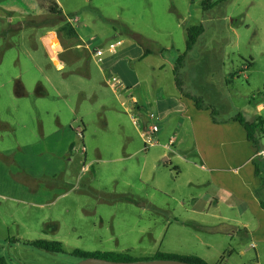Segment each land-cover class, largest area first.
<instances>
[{"label":"rangeland","instance_id":"1","mask_svg":"<svg viewBox=\"0 0 264 264\" xmlns=\"http://www.w3.org/2000/svg\"><path fill=\"white\" fill-rule=\"evenodd\" d=\"M194 1L189 18L174 16L182 0H0V146L8 153L0 165L6 179L0 186H8L0 190V264H77L74 250L140 259L170 252L164 217L127 200L129 185L141 182L126 157L163 151L145 146L143 119L134 124L125 98L102 82L103 63L92 53L103 50L105 60L116 35L127 40L129 30L170 40L167 19L176 25L186 16V26L205 29L182 71L189 90L206 92L204 101L215 108L255 109L252 98L264 93V0H209L208 7ZM55 2L64 16L52 9ZM182 36L176 29V47L164 52L167 84L170 66L186 50ZM49 38L65 51L56 62L45 48ZM149 48L154 82L161 57L155 44ZM237 70L229 93L225 79ZM28 241L61 243L66 253L50 254Z\"/></svg>","mask_w":264,"mask_h":264},{"label":"crops","instance_id":"2","mask_svg":"<svg viewBox=\"0 0 264 264\" xmlns=\"http://www.w3.org/2000/svg\"><path fill=\"white\" fill-rule=\"evenodd\" d=\"M199 2L203 5V0ZM193 6H196L194 0H182L174 16L192 18ZM60 8L55 2L52 9L64 16ZM186 16L176 25L167 19L171 23L166 22L163 29L170 40L161 43L148 34L132 31L158 47L156 52L161 61L153 67V74L158 76L154 82L146 65L154 54L150 50L145 56L144 47L129 34L127 40L116 35L118 40L110 47L119 42L120 46L114 53H107L100 67L102 82L109 85L110 78L118 77L128 88L121 93L112 91L118 100L125 98L122 105L129 115L135 111L138 119H143V129L152 115L164 119L165 130L158 135L156 146L162 149L161 155L133 153L126 157L127 165L139 172L141 182L140 186L129 185L127 200L140 206L144 214L164 217L162 233L164 238L168 237L170 252L167 253L197 256L208 264H264V210L261 205L264 202V160L256 157L257 151L264 148V126L255 134L258 142L255 145L244 127L233 120L243 114L247 121L254 122L258 117L264 121V93L257 99L252 98L249 107L255 106V109L243 112L238 105L223 109L215 105L218 115L214 122L210 111L198 110L191 100L181 95L175 85V64L170 66L172 79L167 84L161 76L166 67L164 52L176 47V29L182 30L181 40L186 47L190 28L186 26ZM231 32L236 34V29L232 28ZM48 40L55 46L54 57L58 59L57 54L61 57L65 51L58 50L54 38ZM82 47L78 44L76 49ZM45 48L51 52L49 44ZM53 60L56 62L55 58ZM143 65L146 68L142 69ZM228 75L225 82L230 93L229 83L236 79L238 70ZM183 81L187 92L208 101L206 92H192L188 88V78ZM168 145H172L173 152L167 149ZM3 154H8L7 149L0 146V165H3ZM164 172L167 173L162 178ZM8 179L10 190H16L13 180ZM5 180V176L0 175V183L4 184ZM7 187L1 185L0 190H7ZM32 188V183L26 185L27 191L32 192ZM17 189L18 192L23 190Z\"/></svg>","mask_w":264,"mask_h":264},{"label":"trees","instance_id":"3","mask_svg":"<svg viewBox=\"0 0 264 264\" xmlns=\"http://www.w3.org/2000/svg\"><path fill=\"white\" fill-rule=\"evenodd\" d=\"M210 4L209 0H206L203 2L204 7H208ZM205 9V8H204ZM61 14V13H60ZM205 33V29L203 25L194 26L187 31V44H186V50L184 53L180 54L175 62L174 67V76H175V85L181 95L191 100L194 103V106L198 110H204V111H210L211 116L214 120V122H217V115L218 111L211 105L207 104L203 98L193 95L185 90V84L182 78V71L185 68L186 58L189 52H191L194 47L196 46L199 38ZM76 35V33H73ZM128 34L130 38H132L135 42L142 45L145 49V56L150 54V41L147 40L145 37L136 34L132 31H128ZM77 37V36H76ZM251 66V63H250ZM264 91V90H263ZM234 121L239 122L244 129L246 130L248 134V138L250 141H252L255 145H258V142L255 139V134L263 129L264 121L260 117L256 119L254 122L247 121L243 115L239 114L233 118ZM73 145L70 146V150H72ZM262 208L264 210V202L261 203ZM26 246L36 248L38 250H42L45 252H48L50 254H63L66 253L61 248V243H54L49 241H34V242H25ZM72 256L75 258L82 260L87 258H99V259H105L108 261H114V262H137V261H145V260H176V261H182L185 263L190 264H208L203 259L197 257V256H183L178 254H171V253H157L153 258H135L130 253L125 252H88V251H82V250H74L71 253Z\"/></svg>","mask_w":264,"mask_h":264},{"label":"built area","instance_id":"4","mask_svg":"<svg viewBox=\"0 0 264 264\" xmlns=\"http://www.w3.org/2000/svg\"><path fill=\"white\" fill-rule=\"evenodd\" d=\"M78 19L75 18L74 22H77ZM70 23H73V20L69 19ZM117 46H120V42L116 45H111V47L107 50L106 53H114ZM94 60L97 61V63H103L105 52L101 49H96L95 52L92 53ZM244 69H247V67H244ZM109 82L112 85V89L116 93L125 92L128 90V88L123 84V82L118 77H112ZM136 109V108H135ZM131 119L134 122V124H137L138 117L135 115V111H132L130 113ZM150 123L147 125V127L144 129V132L142 133L143 142L146 147H155L158 145V135L165 130V124L164 119L159 115H152L150 117ZM167 149L170 152H173L172 145H168ZM256 157L258 159L264 160V148L257 151Z\"/></svg>","mask_w":264,"mask_h":264},{"label":"water","instance_id":"5","mask_svg":"<svg viewBox=\"0 0 264 264\" xmlns=\"http://www.w3.org/2000/svg\"><path fill=\"white\" fill-rule=\"evenodd\" d=\"M77 264H190L176 260H145L137 262H114L99 258H87L80 260Z\"/></svg>","mask_w":264,"mask_h":264},{"label":"bare ground","instance_id":"6","mask_svg":"<svg viewBox=\"0 0 264 264\" xmlns=\"http://www.w3.org/2000/svg\"><path fill=\"white\" fill-rule=\"evenodd\" d=\"M48 43H49V48H50V50H51V52L53 53V54H55L56 53V50H55V46L50 42V40H48ZM46 46V45H45ZM50 56H52V55H50ZM55 57L53 56V59H54ZM55 65H56V63H55ZM59 69V68H58ZM61 69V68H60Z\"/></svg>","mask_w":264,"mask_h":264}]
</instances>
